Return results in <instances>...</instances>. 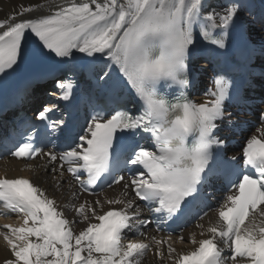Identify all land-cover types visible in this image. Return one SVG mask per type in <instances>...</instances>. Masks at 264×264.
Instances as JSON below:
<instances>
[{"label":"snow or ice","instance_id":"snow-or-ice-1","mask_svg":"<svg viewBox=\"0 0 264 264\" xmlns=\"http://www.w3.org/2000/svg\"><path fill=\"white\" fill-rule=\"evenodd\" d=\"M43 6H21L0 20V73L18 64L26 34L31 33L42 50L56 57H70L75 50L93 58L86 63L101 65L95 76L110 102L129 93L139 107L136 114L117 110L119 104L107 115L97 113L79 135L80 142L66 151L43 152L29 135L10 155L47 157L58 164L53 172L62 173L66 166L84 191L119 166H134L130 169L134 174L123 183L122 197L130 189L136 199L71 205L75 217L87 223L76 234L71 226L76 220L69 221L55 200L30 179L0 177V203L23 218L20 226L6 224L7 232H0L9 252L3 264H141L151 244L125 240L127 233L145 235L142 229L150 221L140 220L141 214L148 211L164 221L202 220L208 215L203 209L211 210L203 186L237 161L214 153L226 143L216 130L226 116L231 117L225 111L228 83L217 78L205 93L209 98L201 103L183 93L169 98L167 89H186L191 84L188 62L196 43L194 26L200 24L204 39L223 48V39L211 33L226 30L238 8L229 4L222 13H203L204 0H70L67 5L50 6L47 15L22 18ZM57 87L60 98L67 100L71 83L61 81ZM52 110L44 107L36 118L45 121ZM63 123L47 127L55 129ZM256 131L259 136L252 135L242 149L246 171L237 181L229 178L232 192L215 209L216 222L206 229L196 225L207 238L197 240L190 233L188 242L195 247L177 252L169 243L171 235L152 236L157 257L164 258L162 248L167 245L171 264H264V127ZM138 136L150 139L153 150L141 146ZM82 174H87L86 182ZM124 181L118 175L112 183ZM72 196L76 197L75 191ZM103 204L121 207L104 210ZM177 239L184 243L183 236Z\"/></svg>","mask_w":264,"mask_h":264},{"label":"bare ground","instance_id":"bare-ground-1","mask_svg":"<svg viewBox=\"0 0 264 264\" xmlns=\"http://www.w3.org/2000/svg\"><path fill=\"white\" fill-rule=\"evenodd\" d=\"M242 3L238 8V15L235 18V21L241 20L243 23H249L251 20L250 13L254 11V16L259 18V4L264 0H241ZM70 0H0V20L7 19L8 16L12 15L15 12H18L21 9V6L27 7L29 5H44L37 10L25 13L22 18H37L41 15L49 14V8L53 5H67ZM234 3H226V0H204V8L202 10L203 13H211L217 12L222 13L224 8ZM235 5V4H234ZM54 10V8H53ZM233 22V23H234ZM233 23L230 25L232 26ZM198 25V24H197ZM200 25V24H199ZM253 25H257L256 22ZM253 38L257 42H264V25H257V28L254 29V34L252 35ZM78 51L73 52V54H78ZM99 57V54H97ZM91 58V57H90ZM69 57L60 58L56 57L55 55L50 58L44 65L41 67L44 69L59 67L64 62H66ZM50 95V94H49ZM33 98L36 101L40 100V91L38 87L35 88L33 92ZM49 98V97H48ZM53 105L55 100L53 98H49ZM33 103V104H35ZM33 107V105H31ZM44 107H49L51 109L52 106L46 104ZM264 107V106H263ZM261 125L255 127L248 135H259L256 129L260 128ZM58 168V164L56 162L50 161L47 157H37L32 162L23 163L14 159L4 158L0 161V177H6L9 179L16 178L18 176H25L30 179V181L34 184L39 186L41 189L45 191L47 196L50 199L55 200L57 209L64 212L65 217L72 221L73 219L76 220V223L72 224V228L76 234L79 231L83 230L86 226V222H82L80 218L75 217V213L71 210V205H78L82 202H88L90 204H95V201L100 200L103 202L106 198L114 199L117 197H122L123 183L127 182L126 180L121 184L115 185L113 187L108 188L107 190L103 191L102 193L94 196L87 195L80 190H78L75 186V183L71 181L68 175L64 172L61 173L60 171L53 172V168ZM75 191L76 197L73 198L72 193ZM231 194V193H229ZM227 194V195H229ZM126 199H135L128 190V196L122 197ZM225 199L222 201L224 202ZM138 203V202H137ZM139 204V203H138ZM109 207H121L120 205H107L103 204V209L107 210ZM6 211L4 208L0 210V232H7L3 226L6 224L20 226L23 222L22 215L20 214H9L8 216L2 217L3 212ZM97 211L100 212V209L97 208ZM144 217V212L141 214L140 218ZM216 211H210L208 215L203 218L201 221L194 223L192 226L186 228L182 233L181 236L184 237V243H181L177 237H171L169 243L172 244L174 248L177 249V252L181 251H190L192 250L195 245H192L188 242V237L190 233H195L196 239L199 240L201 238H207V233L202 237L200 235L201 229L198 228L196 225L203 224L205 229L210 223H215L217 220ZM95 222V221H93ZM144 236H133L131 233H127L125 240H143L145 243L151 244V250L146 251L144 256L141 257V264H171V261L167 259V245H164L162 251L165 253L163 259L157 257L155 255L156 245L152 244L151 237L156 236L157 238H164L159 233H156L152 228L149 230L144 231ZM9 256V252L7 251L6 243L3 239V236H0V264H3L4 258Z\"/></svg>","mask_w":264,"mask_h":264},{"label":"rangeland","instance_id":"rangeland-1","mask_svg":"<svg viewBox=\"0 0 264 264\" xmlns=\"http://www.w3.org/2000/svg\"><path fill=\"white\" fill-rule=\"evenodd\" d=\"M253 34H254V31H253ZM41 98H42V102H46L47 105H49V106H52L53 105V103H52L51 100L50 101H47L46 95H43V93H42V97ZM50 102H51V104H50ZM46 104H45V106H46Z\"/></svg>","mask_w":264,"mask_h":264}]
</instances>
